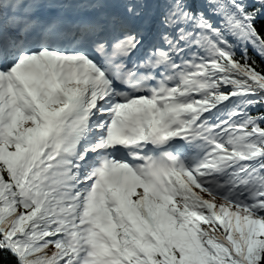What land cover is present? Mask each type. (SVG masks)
<instances>
[{
  "label": "snow or ice",
  "instance_id": "snow-or-ice-1",
  "mask_svg": "<svg viewBox=\"0 0 264 264\" xmlns=\"http://www.w3.org/2000/svg\"><path fill=\"white\" fill-rule=\"evenodd\" d=\"M0 264H264V0H0Z\"/></svg>",
  "mask_w": 264,
  "mask_h": 264
}]
</instances>
